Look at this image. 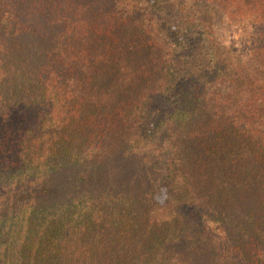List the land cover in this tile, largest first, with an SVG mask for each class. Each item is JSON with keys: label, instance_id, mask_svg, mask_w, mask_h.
Masks as SVG:
<instances>
[{"label": "trees", "instance_id": "trees-1", "mask_svg": "<svg viewBox=\"0 0 264 264\" xmlns=\"http://www.w3.org/2000/svg\"><path fill=\"white\" fill-rule=\"evenodd\" d=\"M0 264H264V0H0Z\"/></svg>", "mask_w": 264, "mask_h": 264}, {"label": "rangeland", "instance_id": "rangeland-1", "mask_svg": "<svg viewBox=\"0 0 264 264\" xmlns=\"http://www.w3.org/2000/svg\"><path fill=\"white\" fill-rule=\"evenodd\" d=\"M157 197L159 198V200L161 202L164 201V197H165V189L164 188H162V190L157 194Z\"/></svg>", "mask_w": 264, "mask_h": 264}]
</instances>
